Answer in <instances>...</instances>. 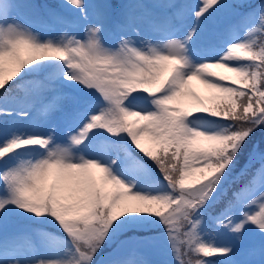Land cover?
Listing matches in <instances>:
<instances>
[{"label":"snow or ice","instance_id":"snow-or-ice-1","mask_svg":"<svg viewBox=\"0 0 264 264\" xmlns=\"http://www.w3.org/2000/svg\"><path fill=\"white\" fill-rule=\"evenodd\" d=\"M0 90V264H264V0H0Z\"/></svg>","mask_w":264,"mask_h":264},{"label":"rangeland","instance_id":"rangeland-1","mask_svg":"<svg viewBox=\"0 0 264 264\" xmlns=\"http://www.w3.org/2000/svg\"><path fill=\"white\" fill-rule=\"evenodd\" d=\"M123 2H128V0H123ZM147 2H152V0H147ZM179 2L180 3H184V4H187V5H189L190 6V8H193L194 9V7H195V5L196 4H198L199 3V0H179ZM190 14V13H189ZM181 19H183V17L181 18ZM40 25H43V23H40ZM36 30H38V31H41L42 33L43 32H46L48 29L46 28V27H42V28H39L38 26L36 27ZM58 34V33H57ZM239 34H241L242 35V32L241 33H239ZM202 40H204V39H206V38H204V37H202L201 38ZM213 71H216V72H219V73H226V70L225 69H220V68H213L212 69ZM190 87H191V90L192 91H194V92H196L198 95H207V93L209 92V90H208V92H204V89H205V87L203 86V84H201L198 80H193L192 82H191V84H190ZM197 89L198 90H201V93L199 92V91H197ZM203 90V91H202ZM52 91V90H51ZM54 92H52V94H53ZM46 104V102H44V101H42V100H35L34 101V108L35 109H37V110H40L44 105ZM185 107H189L190 106V104H188V103H186L185 105H184ZM260 151H264V149L260 146V149H259ZM257 183H259V177H257ZM21 232H22V235L25 233V229H24V227H22L21 229ZM22 235H16L15 236V238H14V242L18 245V246H20V247H22V248H24V246H25V244H26V241H28V238L27 237H25V236H23L22 237ZM22 237V238H21ZM32 248H33V246H32ZM137 249L138 250H140L141 249V247H137ZM148 252H152V251H154V250H149V249H146ZM165 252V251H164ZM164 252H158L157 251V254H159L160 256L164 253ZM160 256H156V259H157V261L161 258ZM140 256H137V260H136V263H139L140 262ZM168 261H170V260H166V262H168Z\"/></svg>","mask_w":264,"mask_h":264},{"label":"trees","instance_id":"trees-1","mask_svg":"<svg viewBox=\"0 0 264 264\" xmlns=\"http://www.w3.org/2000/svg\"><path fill=\"white\" fill-rule=\"evenodd\" d=\"M256 1H259V0H256ZM3 90H0V93H2ZM253 142L257 143L259 145V149H260V146L262 144H264V129H261V128H258L252 135L251 139L249 140L248 144H252ZM243 160H241V165H243ZM240 166L237 167V171L239 170ZM124 247V246H123ZM123 247L121 249H123ZM120 249V250H121Z\"/></svg>","mask_w":264,"mask_h":264},{"label":"bare ground","instance_id":"bare-ground-1","mask_svg":"<svg viewBox=\"0 0 264 264\" xmlns=\"http://www.w3.org/2000/svg\"><path fill=\"white\" fill-rule=\"evenodd\" d=\"M220 69H222V68H220ZM203 86L205 87L204 92H208V89L206 88V86L205 85H203Z\"/></svg>","mask_w":264,"mask_h":264}]
</instances>
